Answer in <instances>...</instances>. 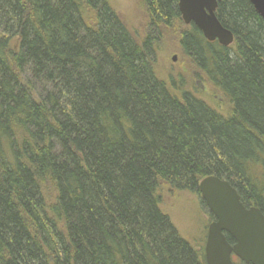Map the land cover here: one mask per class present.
Returning <instances> with one entry per match:
<instances>
[{
	"label": "trees",
	"instance_id": "obj_1",
	"mask_svg": "<svg viewBox=\"0 0 264 264\" xmlns=\"http://www.w3.org/2000/svg\"><path fill=\"white\" fill-rule=\"evenodd\" d=\"M141 2L144 34L109 0H0V264H206L161 203L209 176L264 215V21L219 0L224 48ZM166 29L226 112L159 77Z\"/></svg>",
	"mask_w": 264,
	"mask_h": 264
},
{
	"label": "water",
	"instance_id": "obj_2",
	"mask_svg": "<svg viewBox=\"0 0 264 264\" xmlns=\"http://www.w3.org/2000/svg\"><path fill=\"white\" fill-rule=\"evenodd\" d=\"M218 1L177 0V9L184 25H193L208 43L216 42L227 48L233 43V34L216 18ZM248 2L264 21V0ZM198 193L213 217L204 245L205 263L235 264L234 257L242 264H264V215L261 211L245 208L229 182L214 176L199 183Z\"/></svg>",
	"mask_w": 264,
	"mask_h": 264
},
{
	"label": "rangeland",
	"instance_id": "obj_3",
	"mask_svg": "<svg viewBox=\"0 0 264 264\" xmlns=\"http://www.w3.org/2000/svg\"><path fill=\"white\" fill-rule=\"evenodd\" d=\"M109 1L127 28L144 34L147 14L141 0ZM182 30H184L183 27ZM180 34L179 29H166L156 44L155 63L159 77L170 76L175 86L182 84L184 89H194L195 93L206 99L210 106L223 113L226 112L227 104L224 97L220 93L212 91L202 75L198 74L200 78L195 77L197 74L195 67L181 52ZM262 158L264 159V154ZM255 173L258 174L256 177L264 183V163L263 165L259 164ZM161 209L182 238L197 248V251L201 248L204 250L207 229L212 218L199 195L193 192H170L163 195ZM232 261L235 264H241L234 257Z\"/></svg>",
	"mask_w": 264,
	"mask_h": 264
},
{
	"label": "flooded vegetation",
	"instance_id": "obj_4",
	"mask_svg": "<svg viewBox=\"0 0 264 264\" xmlns=\"http://www.w3.org/2000/svg\"><path fill=\"white\" fill-rule=\"evenodd\" d=\"M232 243H233V242H232ZM232 243H231V244H232Z\"/></svg>",
	"mask_w": 264,
	"mask_h": 264
}]
</instances>
